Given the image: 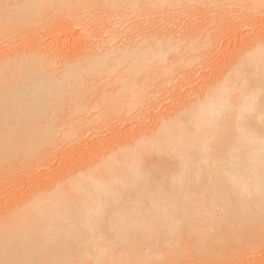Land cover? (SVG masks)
I'll use <instances>...</instances> for the list:
<instances>
[{
    "label": "bare ground",
    "instance_id": "bare-ground-1",
    "mask_svg": "<svg viewBox=\"0 0 264 264\" xmlns=\"http://www.w3.org/2000/svg\"><path fill=\"white\" fill-rule=\"evenodd\" d=\"M259 21L264 0H0V173L173 96L133 139L4 206L0 264H264ZM200 67L209 83L175 87Z\"/></svg>",
    "mask_w": 264,
    "mask_h": 264
},
{
    "label": "rangeland",
    "instance_id": "rangeland-1",
    "mask_svg": "<svg viewBox=\"0 0 264 264\" xmlns=\"http://www.w3.org/2000/svg\"><path fill=\"white\" fill-rule=\"evenodd\" d=\"M192 19L191 18V16H185V19ZM260 22H262V21H259L258 22V24L260 25L258 28H257V26H256V28L257 29H263V27H261V25H263L264 23H260ZM243 30V34H246V33H248L249 31H247V30H250V28L248 29H245V31H244V29H242ZM58 38H60V37H58ZM58 38H56V41H58L59 42V44L57 45L56 44V42H55V49H57L56 51H58V49H59V51L60 50H63L64 52L62 53V51H60L62 54L61 55H63L62 57H68L69 56V54L71 53V51H72V49L70 50V46H71V48H75L76 47V42H74V40L73 39H75L76 37H74V38H72V39H70L69 40V42H64L63 43V39H65V38H63V36H61V38L60 39H62V40H58ZM223 41H225V39L223 40ZM241 41H242V37H240V36H238L237 37V39L236 40H230V46H228L227 48H224L225 50H227L228 51V49H229V51L228 52H230L231 50H233V49H239V46H240V44H241ZM61 42V43H60ZM67 43V44H66ZM76 45H75V44ZM224 43V45H225V42H223ZM75 46V47H74ZM233 46V47H232ZM66 47H68L69 48V50H68V48H66ZM224 47V46H223ZM230 48H232L231 50H230ZM223 49V50H224ZM224 50V51H225ZM58 51V53H59V55H60V52ZM70 53H69V52ZM227 51H225V53L227 52ZM60 55V56H61ZM225 55H227V53L225 54ZM230 55V54H229ZM223 58V59H222ZM221 59H219V60H217L216 61V65H217V71L219 72V71H221V66L223 65V60H226V59H228V58H226V56H224V57H222ZM221 60V61H220ZM199 69H201L202 70V72H201V70H199ZM198 73H196V75H194V76H196V78L194 77V79H195V82H193L192 84H187L186 86H183V84H185L186 82H184V80H182L181 78L179 79V80H177V82H175L176 83V86H175V83H173V85H172V83L170 84V85H168L167 86V88L168 89H171V91H173V92H175L176 90V88L175 87H183V89L185 90V89H187L188 91H190V88L192 87V90L194 91V92H192L191 94H193V93H195V92H197L198 91V89L200 88H198V89H195L196 88V86L198 85H200L201 86V84H203V82H204V84H207V83H209L210 81H211V79L209 80V77L210 78H213L214 77V74H212V69L210 68H206L205 69V72L203 71V69L200 67V68H198ZM219 74V73H218ZM220 75V74H219ZM199 76H201L202 78H204L205 77V79H203L204 81L202 82V78L200 79V77ZM208 76V77H207ZM199 77V78H198ZM208 79V80H207ZM190 80V79H189ZM188 80V81H189ZM194 81V80H193ZM208 81V82H207ZM190 82V81H189ZM206 82V83H205ZM180 83H181V85H180ZM172 85V86H171ZM191 85V86H190ZM175 86V87H174ZM190 88H189V87ZM197 86V87H198ZM170 87V88H169ZM172 87V88H171ZM174 87V88H173ZM189 88V89H188ZM184 90H182V89H180V92L182 93V94H180L179 96H180V98H178V97H176V99H179V102H180V100L181 99H184L185 98V96L183 97V95H184V93H183V91ZM186 90V92H188ZM185 92V93H186ZM170 93V92H169ZM165 95V96H164ZM169 95V96H168ZM181 95H182V97H181ZM164 96V97H163ZM162 97V98H161ZM167 97H170L169 99L167 98ZM157 98V99H156ZM156 98H155V100H154V104H153V106H155V108H153L152 109V106L148 109L149 110V112H148V114H147V112L145 113V115H143V114H138V115H136L134 118H131L130 116H128V119L125 121V122H115V123H113L114 125L113 126H108V127H110V128H112V129H109L108 127H105L106 129H107V131L105 130V129H103V127L101 128L104 132H102V130L101 131H87L86 130V132H85V134H84V136H82V138H80V143H79V145L77 146L76 144H75V142H74V140H67L66 142H64L65 144H64V146H65V149L66 150H68V148L70 149V153L69 154H67V152L66 151H64V153L62 154V152H60V151H58V152H56V153H54L53 154V159L51 158V160H49L47 163H45V162H40L38 165H45V166H42V167H39V168H34V169H30V168H27L26 167V169H23V168H19L18 169V171H14L13 169H7V170H5L3 173H0V211L3 209V207L4 206H6V205H9V204H11L12 202H18L19 200L20 201H22V200H24L30 193H31V191H32V189L30 188L31 187V185H35V184H37V181L40 183H42L43 185H44V187H48L51 183H53V184H55L56 182H57V180L61 177V176H63L64 174H66V173H68V172H70L71 170H75V169H79V168H81L82 167V165L84 164V162H86L88 159H90V158H97V156H95L94 154L96 153V151L95 150H97V149H101V148H103L102 150H106L107 148H105V147H107V146H110V147H114V146H116V145H118V143L120 144V142L122 143V141L124 142V141H126V140H128V139H133V136H132V138H131V135H135L136 134V132L138 131V128H139V131L141 130L142 131V129L145 127V128H147V127H149L150 125H151V123H150V121H151V119H153L155 116H153L154 114H156V117L155 118H157V117H160L159 115H161L162 113L164 114V115H166L167 113H169L170 111V109L172 108V106H170V105H172V99H173V96L171 97L170 96V94H168L167 93V95H166V93H163L162 92V94L160 93V94H157V96H156ZM165 98H167V99H165ZM175 99V100H176ZM170 100V101H169ZM168 106H170V107H168ZM168 108V111H167V108ZM166 108V109H165ZM155 109V110H154ZM163 109H164V111H163ZM151 110V111H150ZM152 110H153V112H152ZM166 111V112H165ZM149 113H152L153 115H152V118L150 119V121H149V118H150V114ZM159 114V115H158ZM162 114V115H163ZM142 115V116H141ZM67 116V115H66ZM138 116V117H137ZM146 116V117H145ZM140 117V118H139ZM134 119V120H133ZM139 121H138V120ZM140 119H141V121H140ZM148 119V120H147ZM133 120V121H132ZM144 120V121H143ZM138 123H136V122ZM148 123H147V122ZM133 122V123H132ZM152 122V121H151ZM120 123V124H119ZM142 123V124H141ZM148 124V126H147V124ZM118 125V127L116 126V125ZM134 124H137V127H136V125L135 126H133ZM144 124H146V126H144ZM140 126V127H139ZM143 126V127H142ZM116 127L118 128V129H116ZM134 127V128H133ZM129 128H132L131 129V131H129L130 129ZM137 128V129H136ZM142 128V129H141ZM144 128V129H145ZM113 129H114V132H113ZM127 129V130H126ZM136 129V130H135ZM110 130V131H109ZM115 130H116V133H115ZM133 130H135L134 132H133ZM118 131V132H117ZM93 133V134H92ZM109 133V134H108ZM113 133L115 134V137H114V135H113ZM119 135H118V134ZM132 133V134H131ZM96 134V135H95ZM124 134V135H123ZM131 134V135H130ZM3 135H5V134H3ZM95 135V136H94ZM107 135V136H106ZM108 135H110V136H108ZM117 135V136H116ZM130 135V136H129ZM113 136V138L115 139H119L118 141L115 139H112L111 137ZM94 137H95V140H94ZM108 137H110V138H108ZM127 137V138H126ZM130 137V138H129ZM96 138L98 139V138H100L98 141L100 142V140H101V142L103 141V142H105V143H98L99 145L97 146V147H93V149H92V147H90L91 145H92V143H94V142H96ZM123 139V140H122ZM109 140V142H106V141H108ZM112 140V141H111ZM122 140V141H121ZM70 141V142H69ZM73 141V142H72ZM68 142H69V144H68ZM116 142V143H115ZM74 145H72V144ZM83 143V144H82ZM88 143H89V145H88ZM107 143V144H106ZM108 143H110V145L108 144ZM112 143V144H111ZM67 144V145H66ZM100 144H102L101 146H100ZM106 144V145H105ZM72 145V146H71ZM112 145V146H111ZM66 146H68V147H66ZM104 146V147H103ZM78 147H80V149L77 151V148ZM105 148V149H104ZM109 148V147H108ZM95 151V152H94ZM98 151V150H97ZM65 152H66V156H65ZM58 153V154H57ZM61 153V154H60ZM72 155H74V156H72ZM52 155H50L49 157H51ZM55 157V158H54ZM86 158H88V159H86ZM49 159V158H48ZM9 181V185H6L5 183L6 182H8ZM30 186V187H29ZM13 204V203H12ZM259 259H261V258H259Z\"/></svg>",
    "mask_w": 264,
    "mask_h": 264
}]
</instances>
